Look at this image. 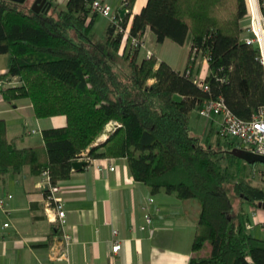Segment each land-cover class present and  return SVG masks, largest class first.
I'll return each mask as SVG.
<instances>
[{
	"label": "trees",
	"instance_id": "obj_1",
	"mask_svg": "<svg viewBox=\"0 0 264 264\" xmlns=\"http://www.w3.org/2000/svg\"><path fill=\"white\" fill-rule=\"evenodd\" d=\"M48 1L49 11L37 13L32 3L0 0V54L10 56L0 93L7 102H29L37 118L63 115L67 123L43 130V143L24 146L8 137L0 117V177L29 167L56 184L71 178L83 156L87 165L123 158L153 194L198 201L189 264H264V238L248 230L249 207L264 209V187L254 181L258 164L232 155L239 145L229 136L203 145L190 124L207 101L223 99L244 120L264 106L259 50L243 39L247 1L147 0L134 13L137 0L118 6L102 0L112 6L113 21L93 9L96 0ZM129 25L130 38L145 41L150 30L159 43L188 45V66L178 70L146 47L124 46ZM200 53L208 61L209 90L190 69ZM56 234L34 246L50 247Z\"/></svg>",
	"mask_w": 264,
	"mask_h": 264
},
{
	"label": "crops",
	"instance_id": "obj_2",
	"mask_svg": "<svg viewBox=\"0 0 264 264\" xmlns=\"http://www.w3.org/2000/svg\"><path fill=\"white\" fill-rule=\"evenodd\" d=\"M105 1L115 6L120 2ZM146 1L137 0L134 13H139ZM167 45L176 49L173 44ZM183 47L180 57L161 58L183 70L189 64V46ZM190 69L197 78L210 73L208 61L201 53ZM5 70L2 68L0 73ZM15 80L3 84L14 85ZM0 105V117L6 119L8 137L19 138L24 146L43 143V130L64 127L67 123L63 115L37 118L29 102H7L1 93ZM211 121L214 123L216 119L213 117ZM33 129L38 133H31ZM111 165L114 170H109ZM61 183L65 188L66 230L73 235V242L68 246V259L53 260L50 255L62 231L58 232L59 226L48 218L44 175L33 174L26 167L20 173L0 177V200L6 201V208L0 207V264H189L200 212L197 200H181L176 194L164 192L153 194L150 186L134 180L123 158L94 159ZM150 198L155 202L150 204ZM146 208L152 215L148 226ZM248 210L253 222L252 207ZM257 216L255 228L263 232L264 209H258ZM5 223L10 225L6 227ZM114 229L122 240V248L115 256ZM52 234L56 235L50 247L34 246L50 240Z\"/></svg>",
	"mask_w": 264,
	"mask_h": 264
},
{
	"label": "built area",
	"instance_id": "obj_3",
	"mask_svg": "<svg viewBox=\"0 0 264 264\" xmlns=\"http://www.w3.org/2000/svg\"><path fill=\"white\" fill-rule=\"evenodd\" d=\"M54 2H61L63 0H53ZM248 15L250 18V27L243 34V39L246 43L254 45L259 50L260 62L264 67V0H246ZM93 9L98 11L103 16L107 17L111 21L115 19L112 6L102 0H96L93 4ZM130 25L127 27L124 36V46L131 47H146L145 41L136 37L130 38ZM151 52L148 53L150 55ZM198 85L204 90H209V85L205 81V78H197ZM2 107L0 105V112ZM200 114L211 118L212 116H221V129L220 134L229 136L235 139L239 148H244L252 151L255 154L264 155V106L261 107L258 112L250 120H244L233 114L224 103L223 99H217L207 101L199 110ZM31 133H38V130L33 129ZM84 152L83 155H86ZM80 160H85V157ZM113 165L109 166V170H114ZM47 214L49 220L55 222L59 228L62 229V237L59 243L53 246L51 259H68V246L73 242V235L70 234L66 228L68 226L67 211L65 208L64 186L61 182L52 184L50 175L44 172ZM12 197V195H9ZM154 198L149 199V203H154ZM0 207L6 208V201L0 200ZM258 209L252 207V220L253 222L248 224V230L253 231L258 221L257 216ZM146 226L152 223V215L147 210L145 212ZM263 223V222H262ZM10 224L5 223L8 227ZM146 226H142L145 229ZM153 232V231H151ZM113 239V255L119 254L122 248V240L117 237L118 230L114 229ZM67 246V249L64 247Z\"/></svg>",
	"mask_w": 264,
	"mask_h": 264
},
{
	"label": "rangeland",
	"instance_id": "obj_4",
	"mask_svg": "<svg viewBox=\"0 0 264 264\" xmlns=\"http://www.w3.org/2000/svg\"><path fill=\"white\" fill-rule=\"evenodd\" d=\"M33 0H29L30 4ZM59 6H64V0L59 2ZM108 24L107 19H103V22H100L98 25L97 33L98 36H103L106 25ZM145 44L147 51H154V53L158 56V58L161 60L163 57L168 58L170 56L177 58L181 56L180 52H183L185 50V47L181 49V46L173 43L171 41H167V43H159L156 40V36L154 33H147L145 36ZM167 44H173L176 46V49H172ZM120 55H123V45L119 52ZM162 57V58H161ZM9 58L10 56L8 54H0V70L2 68L8 69L9 66ZM120 63L123 65V60H120ZM5 70V71H6ZM213 117L216 119V121L213 123L211 120ZM212 122V123H211ZM191 133L194 136L199 137L201 143L203 145H206L208 142H214L216 140V137L218 134H220L221 129V116H212L211 118H207L200 114L199 110H195L192 113L191 117ZM256 173L254 174V181L257 185H261L264 187V164L258 163L255 167ZM252 170L251 166H248V171ZM255 228V227H254ZM254 235H257L258 237L264 238V231L262 232L260 228L256 227L255 230L251 231Z\"/></svg>",
	"mask_w": 264,
	"mask_h": 264
},
{
	"label": "water",
	"instance_id": "obj_5",
	"mask_svg": "<svg viewBox=\"0 0 264 264\" xmlns=\"http://www.w3.org/2000/svg\"><path fill=\"white\" fill-rule=\"evenodd\" d=\"M12 1H15L21 4L28 2V0H12ZM51 6H52V3L49 2L48 0H34L31 4V9L34 12L39 13L42 11H49ZM123 12H125V10H123ZM230 153L240 159L245 160L249 164H255V165L258 163L264 164V155L255 154L252 151L244 149V148L236 147L232 149ZM86 165H87V161L78 160L74 162L73 167H74V170H80ZM259 206L264 208V203H260Z\"/></svg>",
	"mask_w": 264,
	"mask_h": 264
}]
</instances>
